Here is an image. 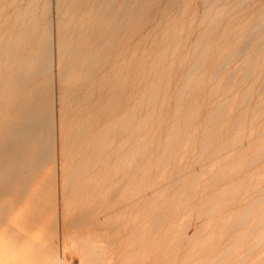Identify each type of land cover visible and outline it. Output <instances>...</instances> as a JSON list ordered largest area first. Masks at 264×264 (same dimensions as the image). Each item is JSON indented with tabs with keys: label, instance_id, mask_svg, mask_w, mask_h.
I'll list each match as a JSON object with an SVG mask.
<instances>
[{
	"label": "rangeland",
	"instance_id": "rangeland-1",
	"mask_svg": "<svg viewBox=\"0 0 264 264\" xmlns=\"http://www.w3.org/2000/svg\"><path fill=\"white\" fill-rule=\"evenodd\" d=\"M28 1L16 0L15 5L3 12L0 23L4 21L5 16L13 15L15 10L25 7ZM37 1L38 15L45 5V20L42 27L50 30L49 44H51L47 59L50 72L48 71L40 79L44 82L45 92H51L48 93L51 98L49 106L52 105L51 109H53V134L52 140L50 139L49 154L53 157L51 159L49 156V163L44 167V175L38 178V182L47 179L44 190L47 215L43 223L38 225V230L30 235L28 248L24 246L26 250L23 249L24 247L20 249L24 252L20 250L14 252L13 242L20 241L23 234L30 230V226L25 225L21 228L17 215L13 213H8V217H4V207L9 210L11 201L8 199L6 203L5 199H0V264H27L31 255L38 256L43 253H49L53 260L51 262L50 259H46L47 261L43 259L42 264L46 262L47 264H264V50H261L264 49V23L261 22L264 20V15H259L264 12V0H141L138 19L134 22L130 20L123 29L117 31L110 50L113 54H120L123 57L122 68L129 69L128 75L122 77L126 90L115 113L119 116L126 114L125 108L134 105L135 99L143 89L139 86L133 89L131 80L133 69L142 53L164 51L160 61L165 70L166 90L157 93L152 103L151 114L154 123H147L141 128L138 126L127 128L124 134L122 133L121 139H115L110 145L108 143L107 147L105 146L104 155L92 167L90 183L99 186L95 189L94 195L85 201H94L97 198L98 202L97 200L95 202L98 206L94 204L95 202H86V205H89L86 206L84 201L81 207L77 208L79 210L83 204L82 211L86 207H90V210L92 206L94 210L98 207L97 211H94L95 214L97 213L94 219L95 221L98 217L105 219L104 225L102 223L100 226L103 229L95 232L89 227L86 230L81 228L71 239L63 238L65 233L71 234L74 231L62 225L63 196L59 169L61 128L58 123L60 113L58 96L61 93L62 65L58 59L57 38L62 32L59 34L56 26L63 5L58 0ZM122 1H115L107 10L108 16L123 11ZM91 2L92 0H78L77 4L86 8ZM25 3L27 4L24 5ZM102 8L99 5L94 9L99 12ZM259 16L263 20H258ZM172 21L177 23L176 27L179 28L175 32L179 35L170 34L165 41H162L160 34L166 26L172 24ZM211 21L215 23L212 24ZM101 31H104V28ZM91 35L93 36V33ZM197 38H201V41L198 47L196 49L193 47L191 51L193 42ZM245 41L250 44H246ZM243 43L245 48L242 47ZM95 44L97 43H94L96 47ZM258 46L260 50L257 51ZM239 48L244 50L241 51ZM204 49L207 52L202 55ZM230 51L234 53L227 60L224 59ZM196 60L198 72L193 78V85L196 87L189 86L182 94L179 104V108H183L182 112H186L190 120L177 129L176 138L169 143L165 139V134L173 125L168 122H172L173 116L170 115L176 108L174 105L177 97L176 89L182 83L181 75ZM91 66L92 70L97 72V76L91 81L96 89L90 101L94 116L98 113L94 110L100 107L105 99L110 61L101 57L95 59ZM220 66L224 67V70ZM214 70L217 72L215 78L212 76ZM240 74L244 75L240 77ZM208 76L212 78L211 81ZM239 77L241 79H238ZM226 79L228 80L224 84ZM237 83L239 84L236 86ZM214 84L218 86H212ZM247 87L251 90L248 91ZM215 103L217 105L221 103L220 106L225 107L224 113L228 112L229 115L223 114L219 117V121L208 123V115L216 107ZM136 104L138 110L140 109L137 115L143 117L144 106L135 101ZM88 105L84 109L88 108ZM241 118L242 123L239 121ZM237 121L240 123L237 124ZM224 122L227 124H223ZM226 125L229 127L227 128ZM118 131L119 125L111 129L112 135L121 133ZM134 150L136 154L131 153ZM160 151H164L162 155ZM133 155L137 158H132L135 157ZM132 159H136L135 162H132ZM112 169H117L116 173L112 172L113 176H111ZM158 173L160 176H157ZM116 186L117 189L119 188L117 192ZM31 190L34 192V189ZM189 190L192 192L190 193ZM211 199L215 202L213 203ZM208 202H211L213 208ZM246 206L250 209H245ZM92 211L93 208L90 212ZM94 212L91 213V219ZM13 228L17 229L15 234L12 232ZM252 228L256 231L253 232ZM209 231H211L210 235ZM43 232L46 234H42ZM218 232L220 233L216 236ZM234 233L238 234L234 236L235 238ZM240 233L243 235L241 236ZM41 234L45 237L40 236ZM213 234L215 236H212ZM231 235L233 240L241 236L242 241L230 250ZM244 235L247 238H244ZM44 243L48 246L44 247ZM35 248L37 250L34 251ZM47 250L53 251L54 253L51 252L53 256L50 252H46ZM84 258L87 259L86 262H83Z\"/></svg>",
	"mask_w": 264,
	"mask_h": 264
},
{
	"label": "bare ground",
	"instance_id": "bare-ground-1",
	"mask_svg": "<svg viewBox=\"0 0 264 264\" xmlns=\"http://www.w3.org/2000/svg\"><path fill=\"white\" fill-rule=\"evenodd\" d=\"M15 1L16 0H0V18L4 11L12 7L13 4L15 5ZM29 1L28 4L27 3L24 4L27 5L23 7L21 10L18 11L15 10L13 15H9L7 17L5 16L4 21L0 23V199H5L4 200L5 202L8 199L11 201V207L9 210H7L6 207H4V212H3L4 217H8V213H13L15 216L17 215V219H19V225L21 228L22 226L25 225H27V227L30 226V230H28L26 234H23L22 239L20 241L13 242L12 247L14 252H17V250L19 251L24 246L25 247L27 246L26 248H28L30 242V235L36 232L38 230V225L40 223H43V220H45V217L47 215V210L44 206V190L46 189L47 179L46 180L40 179L41 181L38 182V178H41L40 176L44 173L45 165L49 163L48 162L49 159L53 157L49 155L51 153L50 141L52 140L51 137L53 134V112H52L53 109H51L52 105L51 107L49 106L51 98H50V94H48L51 92L48 93L45 92L44 82L40 80L41 77L44 76L49 71L47 59L49 57V46L51 45L49 44L50 30H48L47 27L45 28L42 27L43 22L45 20L44 19L45 5L42 11L38 15L37 13L38 1L37 0H31L30 2ZM58 1L59 3H61V5H63L61 6L63 8L61 13L59 14V19L57 21V26H56V29L57 31H59V34H61L62 32V35H60L57 38L58 59L62 65L60 72L61 93H59L58 96V101L60 103V110H59L60 113H59L58 123H59V127L61 128V132H60L61 162L59 169H60V187L63 196L62 206H61L62 207L61 218H62V225H66L67 227H69V229H73L74 231V232L72 231L73 233L71 234L65 233L63 235V238L65 237V239L67 238L71 239L73 235H76V231H78V229L81 228H85L86 230L89 227L92 228L95 232L98 231L99 229H103V227L100 226L102 223L104 225L105 219L100 217H98L96 221L94 219L96 218L95 216H97V213L95 214V212L97 211L96 209L98 208L97 207L98 204L96 203L98 202L97 198H96L97 201L96 200L85 201L86 199H90V196L94 195L93 193L95 192V189H97V186H99L97 184L91 185L90 183L92 167L97 162V160L100 157H102V155H104L103 149L107 147L106 145H108V143L110 145L111 142L114 141L115 139H121L122 133L124 134L127 128H129L130 126H138V128H141L143 125H146L147 123H154L155 120L153 119V114H151L153 107L152 103L155 101L154 99H156L157 93L166 90V84L164 80L165 70L162 67L160 61L161 60L160 57L163 56L164 51L162 50L152 54L151 53L140 54L136 67L133 69L131 80H132L133 89L136 86L143 88L141 89L139 96L137 99H135V101L137 103H140V105L144 106L145 115L143 117L139 116V114L137 115V112L140 109L138 110L137 104L135 105V101H134V105L136 107L132 104L130 107L125 108L127 111L126 114H124L123 116H119L118 114H116L115 111L118 108L119 102L121 101L123 94L126 90V84L123 81L122 77L128 75L129 69L122 68L123 57H121L120 54H113L110 50L113 43L115 42L114 38L116 36L117 31L123 29L129 23L130 20L134 22L138 19L140 12L139 5L141 0H123L121 3L123 6V11H118L117 13L115 12L113 16H108L107 10L114 5L116 0H110V1L92 0L91 3L86 5V8L78 6L77 4L78 0H58ZM99 5H101L103 8L99 12L95 11L94 8L98 7ZM259 15L263 16L264 12L262 13V15L261 14ZM259 19L263 20L262 17L258 18V20ZM174 20L177 21V19ZM173 21L171 25H169L168 27L166 26L162 30L160 34L162 36V41H165L168 35L170 34H174V35L178 34L175 32V30L178 29L179 27H176L177 23ZM263 21L261 22L264 23ZM211 23L214 24L215 22L211 21ZM208 27L209 26H207V28ZM102 28H104V31H101ZM203 30L205 29L203 28ZM92 33L93 36L91 35ZM199 37H201V35ZM252 37L250 38L251 40ZM200 41L201 38L200 39L197 38V40L193 42L194 44L192 43L194 46H192L191 51L193 50V47L194 49L198 47L197 45L200 43ZM94 43H97V45L95 44L96 47L94 46ZM244 43L242 44L243 48H245ZM247 43L249 42H246V44ZM235 46L234 48H236ZM214 47H216V45ZM258 48L257 51L260 50V48L259 49ZM240 50L243 51L244 49H240ZM206 52H207L206 49H204L202 55L204 53L206 54ZM233 53H234L233 51H230L229 53H227L228 57L226 56L224 59L227 60L229 56H231V54ZM132 54H134V52H132ZM151 55H153V57H151ZM101 57L110 61V66L108 67L107 70L108 71L107 75H109V79L106 82L107 86H105L107 87L105 91L106 92L105 99L101 104V106L97 107L96 110H94L95 112L98 113H96V115L93 116L90 101L91 99H93V96L96 93V89L94 88V85L91 83V81H93V79L97 76V72L95 70H92L91 64L95 59ZM256 58L257 57H255V59ZM259 58H261V56ZM195 62L188 70H186V72H184L181 75L182 83L181 85L179 84L180 86L176 89L177 97L174 100L175 101L174 105L176 108L174 109L173 113H171L170 115L171 117L173 116L172 122H168L169 124L172 123L173 125L168 129V131H166L165 134V139L169 143L176 138L177 129L187 124L190 120L189 119L190 117L187 118L185 114L186 112H182L183 108H179L180 106L179 104L181 102L182 94L184 93V91H186V89L189 88V86L193 88L195 86L193 85V78L198 72L197 69L198 61L196 60ZM224 63H226V61ZM224 63H222V65H224ZM252 63L250 65H252ZM221 68H223L224 70V67ZM217 72L216 71L215 73L213 72L214 73L212 74V76H214L213 78H215ZM243 75L244 74H242V76ZM242 76L240 74V77ZM240 77L238 79H241ZM210 79L212 78H209V80ZM227 80L228 79L224 81V84H226ZM237 81L239 82V80ZM147 83L149 84L147 85ZM234 83L233 85H235ZM215 84L212 86H218ZM217 84H219L218 81ZM224 84H222V87ZM238 84L239 83H237L236 86ZM213 89H215V87ZM250 90L251 89L249 88L248 91ZM225 92L227 93V90ZM215 93H217V91ZM210 96L212 95H209V97ZM232 97H228V98L230 99ZM54 98L56 99V96ZM229 99L227 101H229ZM245 100L247 101V97ZM88 104H90V106ZM218 104L219 105L215 103L216 107L213 106V108L214 107L215 108L214 109L212 108L213 111L210 113V115H208L209 117L208 123H211L214 120H218L219 117L223 116V114L229 115L228 112L224 113L225 107L223 105L225 103L223 102L222 106H220L221 103ZM86 105H88V108L84 109ZM227 107L228 106H226V108ZM125 115H127V117ZM235 115L233 116V118H235ZM242 118L239 121H241ZM238 123L240 122L237 121V124ZM223 124H227V123L224 122ZM237 124H234V126ZM117 125H119L118 132L121 133L112 135L111 129L116 128ZM226 126L227 128L229 127L228 125ZM95 128L97 130H93ZM200 131L202 132V130ZM206 135L204 134V136ZM221 136H223V134ZM229 139L231 141V137ZM134 152L135 150L131 153L134 154ZM163 152L160 151V155H162ZM133 156L135 157L132 158H137L136 155ZM133 160L134 159H132V162H135L136 159L134 161ZM115 170L117 169L111 170V174H112L111 176H113ZM163 172L164 171H162V173ZM157 176H160L159 173ZM111 184L109 186H111ZM115 188L117 192L119 188L117 189V186ZM31 189H34V192ZM109 189L110 188H108V190ZM191 190H189L190 193L192 192ZM220 196L222 197V195ZM214 199L216 198L214 197ZM214 199H211L213 200V203L215 202ZM84 201H85V205L86 202L93 203L96 201L94 203L95 205L97 204V206L94 205L95 207H97L95 208L96 211L94 210V207L91 205L93 208L92 212L95 211L94 214H92L93 215L92 219H91L92 212H90L92 208L90 210V207H86L88 204L85 206L86 208H84L85 211L84 209L82 211L84 204L82 208H80L81 211L80 209L78 210V208L81 207L80 205H82ZM210 203L209 205L211 206ZM215 206L217 207V205ZM86 209H88V211ZM245 209H250V208L247 207ZM246 211L248 210H245V212ZM218 225H214V226H218ZM222 227L223 225L221 226V228ZM246 229L244 230L246 231ZM254 229L255 228H252V230ZM16 230L17 229L13 228L12 232L15 234ZM249 230L247 231L249 232ZM255 231L256 230H254L253 232ZM210 232L211 231H209L208 234ZM220 232H218L216 236L219 235ZM42 234H46V233L43 232ZM42 234L40 236L43 237L44 235ZM236 234L234 233L233 237L234 236L236 237L238 235ZM249 234L251 235V232H249ZM242 235L243 233L241 234V236ZM212 236L215 235L213 234ZM241 236H239L241 239L237 237L235 240H233L235 237L233 238L231 235L230 239L232 241L230 240L231 241L229 247L230 250L233 249L235 245L241 244L242 241ZM244 238H247V236H245ZM213 239H216V237ZM208 241H210V239H208ZM46 246H48V244L45 245L44 247ZM204 246L200 248L203 250ZM25 247L23 249H25ZM35 250L37 249L35 248L34 251ZM20 251L24 252V250H20ZM249 251L246 252L249 253ZM46 252H50V251L47 250ZM51 252L54 253L53 251ZM36 255L34 256L31 255L30 258L28 256L29 260L27 261L29 264H42L43 259L44 260L50 259V261L53 260L50 258L49 253H43L42 255L40 254L38 256ZM24 261L26 262V260ZM86 261L87 259L84 258L83 262ZM158 264H164V263H158Z\"/></svg>",
	"mask_w": 264,
	"mask_h": 264
}]
</instances>
